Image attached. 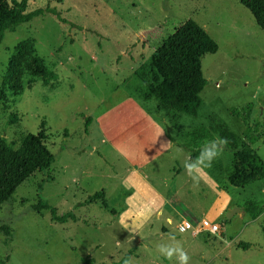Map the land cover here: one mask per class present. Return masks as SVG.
<instances>
[{
    "label": "rangeland",
    "instance_id": "374dc122",
    "mask_svg": "<svg viewBox=\"0 0 264 264\" xmlns=\"http://www.w3.org/2000/svg\"><path fill=\"white\" fill-rule=\"evenodd\" d=\"M46 7L58 16L21 24L0 43V86L25 39L57 75L48 86L26 78L20 94L0 100V137L17 147L42 132L54 156L50 171L0 205V264H118L126 255V264H179L158 251L177 244L187 264H264V211L251 220L240 208L264 202V180L231 186L235 152L214 132L202 146L213 151L216 143L210 165L189 162L179 147L194 128L222 123L264 162V33L250 12L239 0H28L26 12ZM188 19L218 45L201 59L202 104L195 117L155 113L134 72ZM247 104L245 126L230 111ZM99 191V201L83 204ZM39 200L77 221H51L33 210ZM202 219L219 232L195 234Z\"/></svg>",
    "mask_w": 264,
    "mask_h": 264
},
{
    "label": "trees",
    "instance_id": "16d2710c",
    "mask_svg": "<svg viewBox=\"0 0 264 264\" xmlns=\"http://www.w3.org/2000/svg\"><path fill=\"white\" fill-rule=\"evenodd\" d=\"M27 2L28 0H0V43L6 32L14 31L21 24L29 23L47 13L58 16L49 7L27 13ZM239 3L250 12L256 25L264 33V0H239ZM217 51V43L201 26L191 19L185 20L161 43L147 62L135 70V77L141 83V99L144 102L155 100V113L195 117L202 104L200 93L207 84L201 71V59L204 55L215 54ZM26 78L39 81L44 86L57 81V75L36 55L32 39L21 40L14 46V54L8 61L1 82L0 100L5 99L7 91L20 94ZM251 107V104H247L240 109L233 108L230 114L241 119L247 126ZM90 122L91 119L87 117L85 128ZM212 132L219 141H225L222 144L225 148L235 152L233 171L227 178L231 186L244 188L264 180V162L248 145L240 143L238 136L222 123H217L213 130L198 126L186 135L187 142L179 147L189 152V162L194 163L201 156V152H204L202 146L211 138ZM244 135L250 144L260 139L259 136L249 137L248 128L244 130ZM46 139L42 132L38 135L26 134L16 147L14 143H7L0 137V205L8 202L15 190L33 175L50 171L54 156L45 144ZM47 179L51 180V177ZM102 194L103 191L96 192L83 204L90 205L99 201ZM240 208L251 220H255L264 211V202L246 201ZM33 210L37 213L41 210L48 211L50 220L55 223L77 221L72 212L58 216L56 209L42 200L33 206ZM262 231L264 233V227ZM247 246L238 244V248L245 249ZM128 260L129 255H126L118 264H126ZM82 262L95 264L90 259Z\"/></svg>",
    "mask_w": 264,
    "mask_h": 264
},
{
    "label": "clouds",
    "instance_id": "9594fccd",
    "mask_svg": "<svg viewBox=\"0 0 264 264\" xmlns=\"http://www.w3.org/2000/svg\"><path fill=\"white\" fill-rule=\"evenodd\" d=\"M220 144L225 143V141L221 140L219 141ZM213 144V151H204L201 152V156L199 158V162L203 163L205 161L208 162L210 165L212 159L217 154L216 152V143L212 142ZM187 168H191L192 165L187 164ZM159 253L165 257V259H170L174 254L177 257V260L179 261V264H187L189 257L187 254L182 250V248L177 244L176 246H159L158 248Z\"/></svg>",
    "mask_w": 264,
    "mask_h": 264
},
{
    "label": "built area",
    "instance_id": "2783aa9c",
    "mask_svg": "<svg viewBox=\"0 0 264 264\" xmlns=\"http://www.w3.org/2000/svg\"><path fill=\"white\" fill-rule=\"evenodd\" d=\"M220 227L215 224V223H211L207 220H201L198 222L197 226L194 228V233L198 234L202 231L208 232L210 234H216L217 232H219Z\"/></svg>",
    "mask_w": 264,
    "mask_h": 264
},
{
    "label": "water",
    "instance_id": "95a60500",
    "mask_svg": "<svg viewBox=\"0 0 264 264\" xmlns=\"http://www.w3.org/2000/svg\"><path fill=\"white\" fill-rule=\"evenodd\" d=\"M239 211H240L239 208H235V209H233L231 212L226 213V219H227V220H230L231 217H233V216H234L236 213H238Z\"/></svg>",
    "mask_w": 264,
    "mask_h": 264
},
{
    "label": "crops",
    "instance_id": "0c3cea01",
    "mask_svg": "<svg viewBox=\"0 0 264 264\" xmlns=\"http://www.w3.org/2000/svg\"><path fill=\"white\" fill-rule=\"evenodd\" d=\"M168 138V137H167ZM169 140V139H168ZM169 142H170V140H169ZM170 144H171V142H170ZM118 147H119V145H117ZM203 220V219H202ZM205 220V219H204ZM212 223V222H211Z\"/></svg>",
    "mask_w": 264,
    "mask_h": 264
}]
</instances>
